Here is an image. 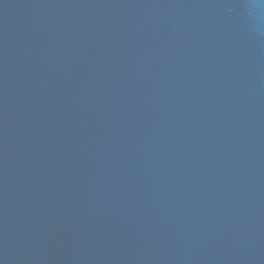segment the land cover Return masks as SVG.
<instances>
[{"label": "water", "instance_id": "obj_1", "mask_svg": "<svg viewBox=\"0 0 264 264\" xmlns=\"http://www.w3.org/2000/svg\"><path fill=\"white\" fill-rule=\"evenodd\" d=\"M0 264H264V8L0 0Z\"/></svg>", "mask_w": 264, "mask_h": 264}, {"label": "clouds", "instance_id": "obj_2", "mask_svg": "<svg viewBox=\"0 0 264 264\" xmlns=\"http://www.w3.org/2000/svg\"><path fill=\"white\" fill-rule=\"evenodd\" d=\"M255 6L259 8H264V0H255Z\"/></svg>", "mask_w": 264, "mask_h": 264}]
</instances>
